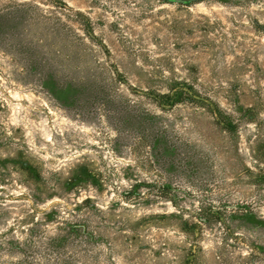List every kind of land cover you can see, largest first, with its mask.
I'll return each instance as SVG.
<instances>
[{"label": "rangeland", "instance_id": "rangeland-1", "mask_svg": "<svg viewBox=\"0 0 264 264\" xmlns=\"http://www.w3.org/2000/svg\"><path fill=\"white\" fill-rule=\"evenodd\" d=\"M5 12L0 264H264V0Z\"/></svg>", "mask_w": 264, "mask_h": 264}, {"label": "trees", "instance_id": "trees-1", "mask_svg": "<svg viewBox=\"0 0 264 264\" xmlns=\"http://www.w3.org/2000/svg\"><path fill=\"white\" fill-rule=\"evenodd\" d=\"M14 20V16L10 12H5V13H0V26L4 22H11ZM23 39L18 40L20 44H22ZM75 74V73H74ZM37 79L38 82L40 83L41 86L46 88L48 91L51 93L55 94L59 91V83L67 77L65 73L62 71H42L37 73ZM71 77V76H68ZM74 82H79V83H90V75L89 73L83 72L82 74H75L73 77ZM60 93V92H58ZM163 98L168 100L171 95L169 93L161 95ZM145 139H148L152 143H157L159 142V138L152 135L150 132L149 134H144L142 135ZM173 160V159H172ZM170 162V161H169ZM204 220V219H202Z\"/></svg>", "mask_w": 264, "mask_h": 264}]
</instances>
